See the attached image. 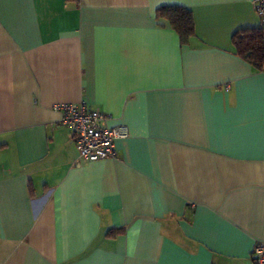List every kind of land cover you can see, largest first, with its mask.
<instances>
[{
  "label": "crops",
  "instance_id": "0c3cea01",
  "mask_svg": "<svg viewBox=\"0 0 264 264\" xmlns=\"http://www.w3.org/2000/svg\"><path fill=\"white\" fill-rule=\"evenodd\" d=\"M258 26L252 0H0V264H254L264 69L232 37ZM61 103L125 125L116 157L79 161Z\"/></svg>",
  "mask_w": 264,
  "mask_h": 264
},
{
  "label": "built area",
  "instance_id": "2783aa9c",
  "mask_svg": "<svg viewBox=\"0 0 264 264\" xmlns=\"http://www.w3.org/2000/svg\"><path fill=\"white\" fill-rule=\"evenodd\" d=\"M252 3L259 16L260 26L264 28V0H252ZM53 108L61 112V123L72 133L79 161L115 158V140L129 136V130L125 125L109 127L108 114L90 108L84 103H61L55 104ZM252 258L254 264H264L263 242L256 244Z\"/></svg>",
  "mask_w": 264,
  "mask_h": 264
},
{
  "label": "trees",
  "instance_id": "16d2710c",
  "mask_svg": "<svg viewBox=\"0 0 264 264\" xmlns=\"http://www.w3.org/2000/svg\"><path fill=\"white\" fill-rule=\"evenodd\" d=\"M157 19L167 20L177 31L183 43L195 36V22L192 11L184 6H162ZM237 53L257 69H264V28L240 29L232 37Z\"/></svg>",
  "mask_w": 264,
  "mask_h": 264
}]
</instances>
